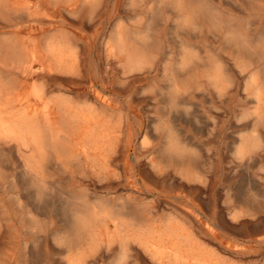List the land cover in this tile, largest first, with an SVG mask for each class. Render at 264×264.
<instances>
[{
    "label": "rangeland",
    "instance_id": "1",
    "mask_svg": "<svg viewBox=\"0 0 264 264\" xmlns=\"http://www.w3.org/2000/svg\"><path fill=\"white\" fill-rule=\"evenodd\" d=\"M26 1L34 15L23 32L37 40V63L34 78L22 81L74 98L99 121L84 128L103 139L87 158H77L80 146L45 149L37 165V148L0 137V264H156L143 250L125 253L118 240L110 243L112 223L96 241L78 233L71 221L94 208L148 214L154 225L180 222L218 264H264V101L256 99L264 87V0ZM117 36L136 56L128 67L127 54L115 50ZM61 38L70 70L52 56ZM246 40L262 57L250 55Z\"/></svg>",
    "mask_w": 264,
    "mask_h": 264
},
{
    "label": "bare ground",
    "instance_id": "2",
    "mask_svg": "<svg viewBox=\"0 0 264 264\" xmlns=\"http://www.w3.org/2000/svg\"><path fill=\"white\" fill-rule=\"evenodd\" d=\"M57 1V0H56ZM135 1V0H134ZM171 1V0H170ZM180 1V0H179ZM187 1V0H186ZM64 2V1H63ZM85 2V1H84ZM88 2V1H86ZM93 2V1H92ZM97 1L96 3H98ZM161 2V1H159ZM176 2V0H175ZM193 2V0H192ZM190 1V3H192ZM196 2V1H195ZM202 2V1H201ZM249 2V0H248ZM162 3V2H161ZM189 3V4H190ZM206 3V2H205ZM117 4V3H116ZM170 4V2H169ZM174 4V3H173ZM177 4V3H176ZM175 4V5H176ZM188 4V5H189ZM194 4V3H193ZM86 5V4H84ZM161 5V4H160ZM191 5V4H190ZM202 5V3H201ZM255 5V4H254ZM262 5V4H261ZM156 6V5H155ZM158 6V5H157ZM170 6V5H169ZM203 6V5H202ZM163 7V6H162ZM192 7V6H191ZM198 7V5H197ZM99 8V7H98ZM150 7H148L149 9ZM169 8V7H168ZM177 8V7H176ZM211 8V7H210ZM0 9L6 12V17L1 18L0 24L3 29H7L4 32H0V137L3 139L15 140L18 147L21 149L22 145L33 148H37V165L39 164V157L42 156L45 149L52 150L53 148H62L63 150H73L80 146L78 154L79 158H87L90 155L93 147L97 148V143L102 134L98 135L93 128L85 129L86 123H95L98 125L99 121L95 116L87 117L81 110L79 104L74 98L69 97L65 93H60L57 96H50L53 90L49 91L48 88L40 86L37 83L31 85L22 81V77L26 80L30 79V76L34 78L33 69L37 63V40L30 34H24V29L28 24V21L34 15V11L29 2L26 0H0ZM142 9V8H141ZM140 9V10H141ZM186 9V8H185ZM196 9H200L199 7ZM208 9V6H207ZM205 9V10H207ZM261 9V8H260ZM175 10V9H173ZM155 11V10H154ZM212 11V10H211ZM79 12V11H78ZM148 12V11H147ZM153 12V11H152ZM192 12H194L192 10ZM209 12V11H208ZM180 13V12H179ZM198 13V12H197ZM210 13V12H209ZM213 13V12H212ZM211 13V14H212ZM255 13V11L253 12ZM112 14V13H111ZM162 14V13H161ZM160 14V16H161ZM169 15V13H167ZM182 14V12H181ZM196 14V12H195ZM207 14V12H206ZM214 14V13H213ZM224 14V13H223ZM57 15V14H56ZM154 15V13H153ZM158 15V14H157ZM216 15V14H215ZM225 15V14H224ZM150 16V15H149ZM152 16V15H151ZM206 16V15H205ZM211 16V15H210ZM213 16V15H212ZM132 17V16H131ZM131 17H129L131 19ZM182 17V16H181ZM209 17V16H208ZM214 17V16H213ZM212 17V19H213ZM231 17V16H230ZM248 17V16H247ZM250 17V16H249ZM39 18V17H38ZM138 18V17H137ZM160 18V17H159ZM184 18V17H183ZM205 18V17H204ZM207 18V17H206ZM211 18V17H209ZM220 18V16H219ZM234 18V17H233ZM141 19V18H140ZM152 19V17L150 18ZM155 19V18H154ZM153 19V20H154ZM217 20V18H215ZM230 19V18H229ZM242 19V18H240ZM250 19V18H249ZM161 20V19H160ZM221 20V19H220ZM225 20V19H224ZM121 21V20H120ZM155 21V20H154ZM157 21V20H156ZM193 21V20H192ZM211 21V20H210ZM219 21V20H218ZM227 20H225L226 23ZM235 21V20H234ZM143 22V21H141ZM146 22V21H145ZM162 22V21H161ZM212 22V21H211ZM120 23V22H119ZM163 23V22H162ZM160 23V24H162ZM222 23V21H221ZM264 23V22H263ZM90 24V23H89ZM148 24V23H147ZM151 24V23H150ZM149 24V25H150ZM252 24V23H251ZM142 25V24H141ZM146 25V24H145ZM215 25V24H214ZM240 25V24H239ZM238 25V26H239ZM243 25V24H242ZM138 26V25H137ZM226 26L231 28L235 33L239 34L240 28L232 23H226ZM142 27V26H140ZM217 27V26H216ZM221 27V26H220ZM219 27V28H220ZM243 27V26H242ZM70 28V27H69ZM145 28V27H144ZM151 28V26H150ZM156 28V27H155ZM147 29V28H146ZM145 29V30H146ZM226 29V28H225ZM244 29V28H243ZM140 30V29H139ZM142 30L143 34L144 31ZM150 31V30H149ZM141 32V31H140ZM147 32V31H146ZM151 32V31H150ZM242 32V30H241ZM114 33V32H113ZM156 33V32H155ZM138 34V33H137ZM142 34V35H143ZM147 34V33H146ZM150 34V33H149ZM148 34V35H149ZM146 36V35H145ZM158 36V35H157ZM231 36V33L230 35ZM232 37V36H231ZM57 38V37H56ZM49 39V38H48ZM100 39V38H99ZM150 39V38H149ZM54 40V39H53ZM147 40V38H146ZM152 40V39H151ZM258 40V39H257ZM132 41V40H131ZM134 41V40H133ZM132 41V42H133ZM143 41V40H142ZM145 41V40H144ZM153 41V40H152ZM152 41L150 43H152ZM247 41V40H246ZM138 42V41H137ZM149 42V41H148ZM161 42V40H160ZM115 43L117 44L115 50L120 53H126L128 62L125 67L130 66V63L136 62L132 53L126 48L125 42L121 36L115 37ZM135 43V42H134ZM142 43V42H140ZM150 43H146L150 44ZM154 43V42H153ZM162 43V42H161ZM249 46L250 55L253 57L260 56L261 50L255 48L250 42H246ZM112 44V43H111ZM262 44V43H261ZM129 45V44H128ZM136 45V44H135ZM144 45V44H141ZM152 45V44H151ZM53 46V45H52ZM155 46V45H154ZM239 46V45H238ZM242 46V45H241ZM260 46V45H259ZM263 46V45H262ZM67 47L66 41L61 38L57 40V43L52 47V56L56 58L58 67L70 70V67L65 63V48ZM137 47V46H136ZM152 47V46H151ZM147 48V46H146ZM154 48V47H153ZM163 48V47H162ZM260 48V47H259ZM143 49V48H142ZM184 49V47H183ZM136 50V48H135ZM145 50V49H144ZM154 50H156L154 48ZM248 50V49H247ZM246 50V51H247ZM148 51V50H146ZM242 51V50H241ZM135 52V51H134ZM139 52V51H137ZM152 52V51H151ZM193 52V50H191ZM141 53V51H140ZM140 53H136L141 56ZM149 53V52H148ZM194 53V52H193ZM244 53V51H243ZM50 54V53H49ZM135 54V53H134ZM143 54V53H142ZM150 54V53H149ZM195 54V53H194ZM162 55V54H161ZM185 55V54H184ZM197 55V54H196ZM245 55V53H244ZM145 56V55H143ZM147 56V53H146ZM187 56V55H186ZM191 57V56H190ZM189 57V58H190ZM194 57V55H193ZM191 57V58H193ZM262 57V55H261ZM140 58V57H139ZM142 58V57H141ZM140 58V62L141 59ZM146 58V57H145ZM150 58V57H148ZM186 59V58H185ZM144 60V59H143ZM142 60V62H143ZM149 60V59H148ZM151 60V59H150ZM191 60V59H190ZM110 61V60H109ZM152 61V60H151ZM155 61V60H154ZM192 61V60H191ZM105 62V61H104ZM141 62V63H142ZM150 62V61H149ZM157 62V61H156ZM104 64V63H103ZM136 64V63H135ZM138 64H140L138 62ZM137 64V65H138ZM172 64V63H171ZM184 64V61L183 63ZM144 66L143 64H141ZM194 65V64H192ZM98 66V65H97ZM109 66V65H107ZM135 66V65H134ZM141 66V67H142ZM152 66V64H151ZM180 66V65H179ZM120 67V65H119ZM124 67V68H125ZM139 67V66H137ZM136 67V68H137ZM140 67V68H141ZM145 67V66H144ZM150 67V66H149ZM139 68V69H140ZM130 69V68H129ZM249 69V68H248ZM259 69V68H258ZM141 70V69H140ZM179 70V69H178ZM32 71V73H31ZM38 71V70H37ZM181 71V70H179ZM260 71V70H259ZM132 72V71H131ZM142 72V70H141ZM182 72V71H181ZM130 73V71H129ZM134 71L132 72V74ZM137 73V71H136ZM176 74V72L174 71ZM60 74V73H59ZM141 74V73H140ZM173 74V73H172ZM179 74V73H178ZM185 74V73H184ZM126 75V74H125ZM202 75V74H201ZM64 76V75H63ZM180 76V75H179ZM181 76H184L183 74ZM230 76V75H229ZM171 77V75H170ZM169 77V78H170ZM195 77V76H194ZM261 78V76H258ZM110 78V77H109ZM184 79V77H181ZM214 78V77H212ZM181 79V80H182ZM197 79V78H196ZM232 79V77H231ZM255 79V78H254ZM172 80V79H170ZM209 80V79H208ZM198 81V80H197ZM207 81V79H206ZM215 81V80H214ZM213 81V82H214ZM260 81V80H259ZM128 82V81H127ZM172 82V81H170ZM183 82V81H182ZM196 82V81H195ZM251 82V81H250ZM254 82V81H253ZM57 83V82H56ZM212 83V81H211ZM252 83V82H251ZM42 84V83H41ZM126 83H124L125 85ZM253 84V83H252ZM261 84V82H260ZM123 86V85H122ZM250 85H248L249 87ZM150 87V86H149ZM172 87V86H171ZM207 87V86H206ZM251 87H253L251 85ZM173 88V87H172ZM198 88V87H197ZM204 88V87H203ZM202 88V89H203ZM213 88V87H212ZM225 88V87H224ZM261 88V86H260ZM74 89V88H73ZM72 89V90H73ZM214 89V88H213ZM71 90V91H72ZM174 90V89H173ZM176 90V89H175ZM246 90V89H245ZM55 91V90H54ZM82 92V91H80ZM144 92V91H143ZM175 92V91H174ZM256 92V91H255ZM141 93V92H140ZM139 93V94H140ZM147 93V92H146ZM184 93V92H183ZM198 93V92H197ZM138 94V95H139ZM175 94V93H174ZM200 94V93H198ZM112 95V94H110ZM188 95V94H187ZM175 96V95H173ZM178 96V95H177ZM246 96V93H245ZM180 97V96H179ZM250 97V96H249ZM101 98V97H100ZM137 98V96H136ZM255 100V98H253ZM256 99L258 101H264V87L257 90ZM175 100V99H174ZM178 100V99H177ZM256 100V101H257ZM35 104L41 105L40 109L34 108ZM253 102V101H252ZM85 103V102H83ZM257 103V102H256ZM87 104V103H86ZM172 105V104H171ZM184 105V104H183ZM184 107V106H183ZM149 108V107H148ZM264 108V107H263ZM173 109V106H172ZM87 110V109H86ZM151 110V109H150ZM122 111V110H121ZM255 111V110H254ZM264 111V110H263ZM90 112V111H89ZM123 112V111H122ZM194 113V112H193ZM56 114L58 118V126L54 125L53 117ZM94 114V113H93ZM178 114V113H177ZM252 114V113H250ZM92 115V114H90ZM95 115V114H94ZM132 115V114H131ZM264 115V114H263ZM182 116V115H180ZM249 116V114H248ZM134 117V116H133ZM176 117V116H175ZM183 117V116H182ZM255 117V116H254ZM257 117V114H256ZM185 118V117H184ZM260 118V117H259ZM136 119V118H135ZM188 119V117H187ZM262 119V118H261ZM175 120V119H173ZM183 120V119H182ZM110 121V118H109ZM162 121V120H161ZM183 122V121H182ZM139 123V122H138ZM162 125V124H161ZM151 126V125H150ZM153 126V125H152ZM178 126V125H177ZM176 126V127H177ZM188 126V125H187ZM263 126V125H261ZM156 127V126H155ZM154 128V127H152ZM261 128V127H260ZM102 129V128H101ZM263 129V128H261ZM155 130V129H154ZM161 130V128L159 129ZM168 130V129H167ZM172 130V129H171ZM255 130V129H254ZM105 131V130H104ZM163 131V130H161ZM173 131V130H172ZM171 131V132H172ZM258 131V130H257ZM154 132V131H153ZM170 132V131H169ZM168 132V133H169ZM174 132V131H173ZM107 133V132H106ZM148 133V132H147ZM150 133V132H149ZM156 133V132H155ZM105 134V133H104ZM161 134V133H160ZM172 134V133H171ZM106 135V134H105ZM104 135V136H105ZM116 135V134H115ZM178 135V134H177ZM176 135V136H177ZM257 135V134H256ZM255 135V136H256ZM81 136L80 142H77V137ZM147 136V135H146ZM167 136V135H166ZM184 136V135H183ZM248 136V135H247ZM251 136V135H250ZM249 136V138H250ZM253 136V135H252ZM158 137V135H157ZM173 137V136H171ZM170 137V139H171ZM105 138V137H104ZM153 138V137H152ZM177 138V137H176ZM248 138V137H247ZM257 138V136H256ZM259 138V137H258ZM103 139V138H102ZM157 139V138H155ZM243 139V138H242ZM8 140V141H9ZM147 140V139H146ZM167 140V139H166ZM104 141V140H103ZM106 141V140H105ZM152 141V140H151ZM173 141V140H172ZM177 141V140H176ZM250 141V140H249ZM257 141V139H256ZM255 141V144H256ZM4 142V140H3ZM168 142V141H167ZM170 142V141H169ZM168 142V143H169ZM242 142V141H241ZM12 143V142H11ZM15 143V142H14ZM105 143V142H104ZM166 143V141H165ZM167 143V144H168ZM13 144V143H12ZM171 144V143H170ZM174 144V142L172 143ZM169 145V144H168ZM166 145V146H168ZM148 146V145H146ZM182 146V145H181ZM263 146V145H262ZM105 147V146H104ZM171 147V146H170ZM183 147V146H182ZM181 147V149H182ZM185 147V146H184ZM183 147V148H184ZM186 148V147H185ZM256 148V147H255ZM261 148V147H260ZM19 149V150H20ZM53 149V150H54ZM160 149V148H159ZM180 149V148H179ZM18 150V149H17ZM57 150V149H56ZM55 150V151H56ZM110 150V149H109ZM108 150V151H109ZM185 150V149H184ZM196 150V149H195ZM260 150V149H259ZM186 151V150H185ZM194 151V150H193ZM59 152V151H57ZM174 152V150H173ZM173 152L171 154H173ZM18 153V152H17ZM49 153V151H48ZM46 155H49V154ZM108 153V152H107ZM241 153V152H240ZM248 153V152H247ZM253 153V152H252ZM3 153H1L2 155ZM44 154V155H45ZM66 154V153H65ZM109 154V153H108ZM107 154V155H108ZM18 155V154H17ZM45 155V156H46ZM110 155V154H109ZM174 155V154H173ZM190 155V154H189ZM6 156V155H5ZM52 156V155H51ZM67 156V155H66ZM195 156V154H194ZM36 157V155H33ZM49 157V156H48ZM137 157V156H136ZM176 157V156H175ZM183 157V156H182ZM187 157V155H186ZM196 157V156H195ZM250 156H248L249 158ZM6 158V157H5ZM75 158V157H74ZM190 158V157H189ZM199 158V157H197ZM247 158V157H246ZM255 158V157H254ZM259 158V157H258ZM51 159V158H49ZM184 159V158H183ZM192 159V157H191ZM239 159V158H238ZM243 159V158H242ZM250 159H252L250 157ZM5 160V159H4ZM193 160V159H192ZM191 160V161H192ZM246 160V159H245ZM36 161V160H35ZM47 161V160H46ZM167 161V160H165ZM164 161V162H165ZM184 161V160H183ZM247 161V160H246ZM250 161V160H248ZM75 162V161H74ZM195 162V161H194ZM260 162V161H259ZM28 170L34 168V163L31 160L26 162ZM77 163V162H76ZM87 163V162H86ZM159 163V162H158ZM196 163V162H195ZM254 163V162H253ZM75 164V163H74ZM73 164V165H74ZM110 164V163H109ZM155 164V163H154ZM198 164V163H197ZM196 164V165H197ZM18 165V164H17ZM104 165V164H103ZM185 165V164H184ZM199 165V164H198ZM59 166V165H58ZM87 166V164H86ZM107 166V165H106ZM105 165L103 166L106 167ZM154 166V165H153ZM164 166V165H163ZM166 166V165H165ZM9 167V165H8ZM79 167V166H78ZM194 167V166H193ZM196 167V166H195ZM194 167V168H195ZM199 167V166H198ZM249 167V166H248ZM7 168V167H6ZM77 168V167H76ZM107 168V167H106ZM59 169V168H58ZM154 169V168H153ZM62 170V169H61ZM81 170V169H80ZM91 170V168H90ZM120 170V169H118ZM44 171V169H43ZM152 171V170H151ZM4 172V171H3ZM48 172V171H47ZM50 172V171H49ZM48 172V175H49ZM92 172V171H91ZM94 172V171H93ZM92 172V173H93ZM27 173V171H26ZM34 173V172H33ZM21 174V173H20ZM63 174V172H62ZM178 174V173H177ZM114 175V174H113ZM194 175V174H193ZM25 176V175H24ZM115 176V175H114ZM116 177V176H115ZM114 177V178H115ZM188 177V176H187ZM3 178V177H2ZM5 178V177H4ZM196 178V177H195ZM22 179V178H21ZM35 179V178H34ZM33 179V180H34ZM52 179V178H50ZM194 179V178H193ZM207 179V178H206ZM29 180V179H28ZM69 181V180H68ZM181 181V180H180ZM12 182V181H11ZM22 182V181H21ZM41 182V181H40ZM102 181H100L101 183ZM115 182V181H114ZM25 183V182H24ZM30 183V182H29ZM32 183V182H31ZM117 183V181H116ZM20 184V183H19ZM48 184V183H47ZM50 184V182H49ZM18 185V183H17ZM36 185V184H35ZM60 185V184H59ZM100 185V184H98ZM56 186V185H55ZM205 186V185H204ZM9 187V186H8ZM34 187V186H33ZM37 187V186H35ZM10 188V187H9ZM38 188V187H37ZM43 188V187H42ZM207 188V187H206ZM7 189V188H6ZM5 189V190H6ZM29 190V189H27ZM34 190V189H33ZM44 190H46L44 188ZM7 191V190H6ZM63 191V190H62ZM24 192V191H22ZM45 192V191H43ZM26 193V192H25ZM41 194V193H40ZM31 195V194H30ZM42 195V194H41ZM19 196V195H18ZM21 196V195H20ZM46 196V195H45ZM49 196V195H48ZM205 196V195H204ZM14 197V196H13ZM17 197V196H15ZM23 197V196H21ZM32 197V195H31ZM38 197V196H37ZM50 197V196H49ZM65 197V196H64ZM76 197V196H75ZM19 198V197H18ZM78 198V197H76ZM80 198V197H79ZM205 198V197H202ZM14 199V198H13ZM23 199V198H22ZM42 199V198H41ZM54 199V198H53ZM83 199V198H82ZM103 199V198H102ZM66 200V199H65ZM107 200V199H106ZM18 201V200H17ZM24 201V200H23ZM74 201V200H73ZM85 201V200H84ZM15 202V201H14ZM36 202H38L36 200ZM57 202V201H56ZM62 202V200H61ZM75 202V201H74ZM107 202V201H106ZM41 203V202H40ZM68 203V202H67ZM79 203V202H78ZM85 203V202H84ZM89 203V202H88ZM92 203V202H91ZM121 203V201H120ZM208 203V202H207ZM16 204V203H15ZM19 204V203H18ZM35 204V202H34ZM60 204V203H59ZM58 204V205H59ZM76 204V203H75ZM97 204V202H96ZM104 204V203H103ZM190 204V203H189ZM233 204V203H232ZM263 204V203H262ZM22 205V204H21ZM41 205V204H40ZM70 205V204H69ZM74 205V204H73ZM71 205V207L73 206ZM191 205V204H190ZM231 205V204H230ZM238 205V204H237ZM244 205V204H243ZM20 206V205H18ZM57 206V205H56ZM61 206V204H60ZM64 206V205H62ZM98 206H100L98 204ZM248 206V205H247ZM255 206V204H254ZM257 206V205H256ZM259 206V204H258ZM34 207V206H33ZM47 207V206H46ZM68 207V206H67ZM74 207V206H73ZM78 207H80L78 205ZM97 207V206H95ZM108 207V206H106ZM260 207V206H259ZM258 207V208H259ZM45 208V207H44ZM91 208V207H90ZM109 208V207H108ZM240 208V206H239ZM22 209V208H21ZM39 209V208H38ZM68 209V208H67ZM82 209V208H81ZM80 209V210H81ZM85 209V207H84ZM105 209V207L103 208ZM129 209V207H128ZM54 210V208H53ZM56 210V209H55ZM87 210V208H86ZM90 209L88 208V211ZM112 210V209H110ZM118 209L115 208L114 211ZM121 210V209H120ZM119 210V211H120ZM70 211V210H69ZM68 211V212H69ZM123 210L122 212H124ZM251 211V210H250ZM77 210L75 211V214ZM78 212H80L78 210ZM84 212V211H83ZM167 212V211H166ZM71 213V212H70ZM264 213V212H263ZM63 214V213H62ZM69 214V213H68ZM128 214V213H127ZM78 215V214H77ZM76 215L75 219L71 222L74 224V228L79 233L81 230L83 233H87L89 237L96 241L98 236L100 237V229L102 227H110L112 223L115 228V232L109 237L110 243L113 240H118L121 243L122 250L126 253L128 250L140 249L147 253L153 262L156 264H218L211 253L205 251V247H202V242L198 240V236L195 230H191L189 227H184L180 222L173 223L172 221L166 222L163 225H154V220L148 216V214L130 213L125 216L123 213H115L107 210H91L82 217ZM24 216V215H23ZM72 216V215H71ZM228 216V215H227ZM70 217V216H69ZM240 217V216H239ZM72 218V217H71ZM210 218V217H209ZM226 218V217H225ZM244 218V217H243ZM257 218V217H256ZM23 219V217H22ZM228 221V220H227ZM34 223V222H33ZM40 223V221H39ZM230 223V221H229ZM39 225V224H38ZM258 226V225H257ZM72 227V228H73ZM69 230V228H68ZM72 230V229H71ZM71 232V231H70ZM73 232V231H72ZM113 232V231H112ZM74 234V233H72ZM71 234V236H72ZM82 234V232H81ZM110 235V234H108ZM71 236H69L71 238ZM77 237V235H76ZM79 237V236H78ZM66 238V236H65ZM81 238V237H80ZM63 239V238H62ZM69 239V238H68ZM207 239V238H206ZM231 239V238H230ZM77 240V239H76ZM82 240V239H81ZM71 241V240H69ZM85 241V240H84ZM263 241V240H262ZM68 242V241H67ZM77 243V241H75ZM88 242V240H87ZM240 242V241H239ZM75 243V244H76ZM79 243V242H78ZM113 244V243H112ZM68 245V244H67ZM107 245V243H106ZM208 245V244H207ZM74 246V244H73ZM134 246V247H133ZM105 248V247H104ZM76 249V248H75ZM120 249V248H118ZM257 249V248H256ZM122 252V251H121ZM95 255V254H94ZM98 257V255H97ZM93 258V257H92ZM122 258V257H121ZM258 258V257H257ZM77 260V259H76ZM114 263V262H113ZM118 264V263H117ZM230 264V263H229Z\"/></svg>",
    "mask_w": 264,
    "mask_h": 264
}]
</instances>
